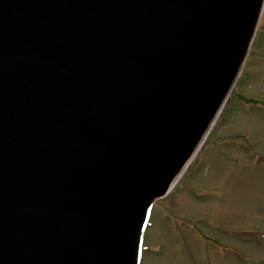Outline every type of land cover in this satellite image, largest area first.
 Returning <instances> with one entry per match:
<instances>
[{"label": "water", "instance_id": "obj_1", "mask_svg": "<svg viewBox=\"0 0 264 264\" xmlns=\"http://www.w3.org/2000/svg\"><path fill=\"white\" fill-rule=\"evenodd\" d=\"M260 1L0 0V264H136Z\"/></svg>", "mask_w": 264, "mask_h": 264}, {"label": "rangeland", "instance_id": "obj_2", "mask_svg": "<svg viewBox=\"0 0 264 264\" xmlns=\"http://www.w3.org/2000/svg\"><path fill=\"white\" fill-rule=\"evenodd\" d=\"M249 56L220 124L157 202L145 264H264V234L247 235L264 232V19Z\"/></svg>", "mask_w": 264, "mask_h": 264}, {"label": "bare ground", "instance_id": "obj_3", "mask_svg": "<svg viewBox=\"0 0 264 264\" xmlns=\"http://www.w3.org/2000/svg\"><path fill=\"white\" fill-rule=\"evenodd\" d=\"M185 169H186V168H185ZM184 171H185V170H184ZM184 171H183V172H184ZM182 174H183V173H181V175H182ZM181 175H180V177H181ZM180 177H179V178H180Z\"/></svg>", "mask_w": 264, "mask_h": 264}]
</instances>
